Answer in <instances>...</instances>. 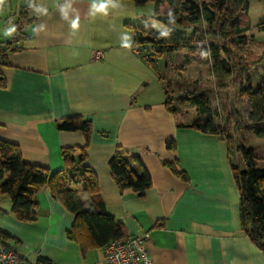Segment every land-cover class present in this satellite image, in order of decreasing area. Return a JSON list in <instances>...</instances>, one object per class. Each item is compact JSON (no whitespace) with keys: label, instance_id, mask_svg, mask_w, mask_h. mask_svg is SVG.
Returning a JSON list of instances; mask_svg holds the SVG:
<instances>
[{"label":"crops","instance_id":"1","mask_svg":"<svg viewBox=\"0 0 264 264\" xmlns=\"http://www.w3.org/2000/svg\"><path fill=\"white\" fill-rule=\"evenodd\" d=\"M128 1L0 3V140L16 145L26 163L51 173L88 168L105 212L124 237L145 238L153 264H264L240 228L226 143L189 127L199 114L182 112L179 120L168 110L166 82L145 64L125 26L132 25L123 19L121 3ZM71 117L91 124L82 162L84 134L57 129ZM169 141L175 149L166 147ZM64 148L75 149L72 164L63 161ZM117 150L138 156L149 174L151 186L141 196L120 191L112 177L108 163ZM34 200V222L24 223L11 211L9 197L0 196V231L17 241L8 244L25 264L40 258L105 264L104 247L82 252L66 237L74 215L47 187Z\"/></svg>","mask_w":264,"mask_h":264},{"label":"trees","instance_id":"2","mask_svg":"<svg viewBox=\"0 0 264 264\" xmlns=\"http://www.w3.org/2000/svg\"><path fill=\"white\" fill-rule=\"evenodd\" d=\"M136 6L151 2L154 5V17L165 15L175 18L178 27L187 29L193 25L205 24L208 28L207 36L220 39L224 42L221 48L209 46L203 51L215 59L213 75L226 79L234 74L236 66L228 64L227 60L216 61L219 54H229L227 44L230 41L231 32L228 27L234 16L241 10L247 8L249 0H209L198 4L194 0H130ZM167 8V13L162 9ZM134 35V45L145 47L144 62L153 69L157 78L162 81L159 66L156 61L164 53L181 49L193 51L192 41L181 33L168 31L162 33L152 27L142 28L140 25H125ZM170 28V27H169ZM238 36L231 44L244 43L243 33L247 28H234ZM259 33L264 34V22L256 27ZM193 36L197 30L191 29ZM196 39V38H195ZM194 39V41H195ZM3 52L0 49V55ZM0 56V58H1ZM256 63H264V53ZM264 67V66H263ZM167 68V66H164ZM241 74V73H240ZM245 76V82L249 83L250 76ZM0 78V83L3 81ZM169 87V86H168ZM241 93L246 96V109L242 116H238L236 123L245 124L251 127V132L259 139H264V83L255 90L248 85L242 88ZM170 91H166V106L168 110L175 113L176 107L168 100ZM185 102L195 106L200 115L189 125L190 128L204 134L218 135L226 143L228 150V162L234 179L236 180L239 192V221L241 231L249 238L264 255V169L258 168V161L253 150L245 147L243 142L235 144V151L241 156L244 170H237L231 162L230 148L225 135L222 137L219 128L214 122L213 114L208 107V99L204 94H185L179 104ZM241 127V126H239ZM239 127L237 129H239ZM243 127V126H242ZM59 131H81L85 137V146L81 149L79 161L86 157V146L89 141L91 124L89 121L79 117L66 118L57 123ZM248 128H244L247 130ZM166 147L175 149L172 141L167 142ZM75 149L64 148L61 156L63 161L72 164V153ZM173 173L183 180H187L183 172H179L171 163L165 164ZM109 170L117 182L120 191L131 189L139 196L151 186V178L143 168L139 157L127 155L117 150L110 158ZM7 177V179H5ZM42 187H47L53 199L58 201L67 212L74 215V223L67 232L66 237L79 244L82 252L88 249H99L108 243L124 238L122 228L105 210L98 193L97 180L95 175L86 167H76L68 171L51 173L48 169L31 165L23 161L19 148L11 143L0 140V196H8L11 201V211L16 213L24 223H33L35 208V194ZM89 208V210H87ZM14 239L0 231V242L10 249L8 242ZM13 243H17L14 240ZM37 264H50L44 258H40Z\"/></svg>","mask_w":264,"mask_h":264},{"label":"rangeland","instance_id":"3","mask_svg":"<svg viewBox=\"0 0 264 264\" xmlns=\"http://www.w3.org/2000/svg\"><path fill=\"white\" fill-rule=\"evenodd\" d=\"M198 4L209 2V0H194ZM124 7L122 12L125 17L124 21L132 25H141L142 28L152 27L162 33L173 31L181 33L192 41L193 51L190 49H181L173 52L164 53L156 61L159 66L160 76L170 91L168 100L171 105L176 107L175 113L179 120L182 112L198 114L195 106L185 102L179 104L185 94H204L208 99V107L213 114L214 122L219 128L222 137L229 139L231 162L236 169L244 170L241 156L235 149V144L243 142L245 147L253 150L258 161V168L264 169V139H259L251 132V127L246 123H236L238 116H242L246 109V96L241 93L242 88L251 86L255 90L259 85L264 83V63H256L264 53V34L259 33L257 25L264 22V0H249L247 8L237 13L231 20L228 30L231 32L230 41L227 44L229 54L220 53L216 61L221 59L227 60L229 65L236 66L234 74L226 79H221L213 75V65L215 59L211 58L204 48L215 46L221 48L224 42L220 39L207 36L208 28L205 24L193 25L190 28L183 29L176 24L170 28L160 24L154 17V5L147 2L144 5L136 6L134 2H122ZM167 13V8L162 9ZM236 25L239 28H247L243 33L244 43L238 45L231 44L232 40L238 36L235 33ZM196 29L197 34L193 36L191 29ZM196 38V39H195ZM195 39V41H194ZM139 50L146 54L145 47H139ZM145 56V55H144ZM167 66V68H164ZM241 73V74H240ZM250 76L249 83L245 82V76ZM169 86V87H168ZM241 126V127H239ZM243 126V127H242ZM264 127V125H260ZM239 127V129H237ZM248 128L244 130V128Z\"/></svg>","mask_w":264,"mask_h":264},{"label":"built area","instance_id":"4","mask_svg":"<svg viewBox=\"0 0 264 264\" xmlns=\"http://www.w3.org/2000/svg\"><path fill=\"white\" fill-rule=\"evenodd\" d=\"M144 243V237H124L108 243L103 249L105 264H153ZM0 264L25 263L20 254L0 242Z\"/></svg>","mask_w":264,"mask_h":264},{"label":"water","instance_id":"5","mask_svg":"<svg viewBox=\"0 0 264 264\" xmlns=\"http://www.w3.org/2000/svg\"><path fill=\"white\" fill-rule=\"evenodd\" d=\"M155 20L168 28L171 27L172 24L175 22L174 17L165 16V15L156 16Z\"/></svg>","mask_w":264,"mask_h":264},{"label":"clouds","instance_id":"6","mask_svg":"<svg viewBox=\"0 0 264 264\" xmlns=\"http://www.w3.org/2000/svg\"><path fill=\"white\" fill-rule=\"evenodd\" d=\"M3 2V0H0V3H2ZM12 30H14V29H12Z\"/></svg>","mask_w":264,"mask_h":264}]
</instances>
